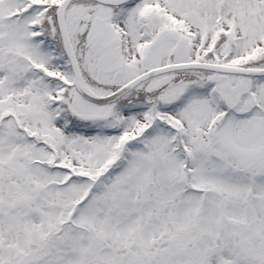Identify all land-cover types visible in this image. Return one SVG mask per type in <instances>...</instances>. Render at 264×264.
<instances>
[{
  "label": "rangeland",
  "instance_id": "374dc122",
  "mask_svg": "<svg viewBox=\"0 0 264 264\" xmlns=\"http://www.w3.org/2000/svg\"><path fill=\"white\" fill-rule=\"evenodd\" d=\"M53 1L57 5L53 11L54 18L52 17L49 20L44 16V20L46 19L44 31L63 49L65 55L56 20L59 6L63 0ZM236 1L196 0L193 3L189 0H130L126 4L129 6L128 9L121 10V12L127 11L122 13L121 19L118 16L111 19L112 26H100L99 19L107 20L108 15L105 16V12L102 10H93V13L97 15L96 18L99 19L94 23V27L88 36L86 32L89 29V23L92 17L95 16L94 14L91 15L92 7L81 2V0H74L68 8L65 18L72 47L78 58L82 86L96 97H108L136 80L139 73L145 74L148 71L168 66L197 63L218 64L217 62L220 61H222L223 67L227 69L237 68L242 70L241 66L245 63V59H255V62L264 59V45L260 43L259 47L261 48L257 50L258 44L255 42L257 37L255 36L250 40L249 37L244 36L249 34L246 31L255 21L264 20V10L257 18L254 17L251 11L243 21L245 22L242 24L243 28H233V26H237L233 25L235 24L233 23L234 19L237 23L238 17L235 15L233 22L229 23L223 16L232 11L236 12L238 2ZM256 1L260 2L261 0H250L246 3L253 4ZM21 7L18 0H0V58L3 62L6 61L5 63L8 65V68L0 66V75L6 73V81L8 80L5 83L7 85L0 86V118L14 114L16 120L21 121L30 133L36 131V123L39 122L41 129L44 130L39 133L53 143H59L57 145L60 149L58 163L65 161L68 166L79 174L95 175L98 178V173L103 171L102 168L105 167L104 163L108 158L106 148L113 145L120 135L124 133L132 134L136 131L143 120V115L140 112L123 113L122 111H114L111 106L118 102L131 101L133 98H137L136 93H141V96L137 99L138 103L140 100L141 102L155 100L157 103L160 100L158 97L162 95L159 93L166 90V95L163 94L162 101L163 103L174 102V110L161 112L160 116L184 132L185 136L182 135L181 141L190 150V152H187L189 156H183L186 161L190 159L192 169L190 180L188 184H185L182 183L185 178L182 174L183 162L178 152L173 151L174 146L170 137L163 136L159 132L149 145V158L159 160V164L157 165V172L155 171L154 185L156 189H152L146 194L152 197V200L162 204L161 207L166 210L163 215L159 213L162 210L161 208L159 210V206L153 208L151 214H149L147 207L133 211L136 202L141 199L139 190L149 189L146 188L149 184L145 185L144 182L148 168L140 162L139 158L127 167V170H123L117 175L119 181L116 186L113 185L110 188L114 190L115 194L112 193L114 196L105 197V207L100 209L85 208L81 211L80 217L75 223L80 226L81 223L85 222V226L92 230L93 240L100 241V249L104 246L111 248L113 244L115 247L117 246V249H121L120 253L114 249L111 254L102 257L103 261L94 262L98 264H251V261L246 263L232 261L231 257L227 256V253H233L232 250H226L220 257L218 250L216 251L213 246L208 249L193 248V252L189 250L187 253L182 252L180 256L172 257L169 250L166 251L161 245L152 244L150 248L153 249H149L145 245L151 238V232L148 231L152 230L151 228H145V225H148L151 221L162 224L160 231L155 233L157 238L164 235L163 230L168 226H172L171 229L177 228L182 232L192 234L191 237L203 234L207 237L209 233L219 230L218 211L227 212L225 221L241 228L237 237L231 236V228L220 235L225 242V246L236 247L238 244L248 253L260 251V249L264 252V238H261V236L264 237V74L254 75L256 82H253L249 78L239 76L218 78L214 75V72L203 69L182 70L205 73H202L200 78V81H203L204 84L212 81L218 82L216 95L206 97L199 96L195 88L189 86L190 84H174L173 74L182 71H169L138 85L135 89L111 103V106H96L82 99L76 91L74 86L75 74L71 62H68L69 66H66L65 63L62 64L63 62L59 59L52 62L49 54L41 48L40 43L31 39L32 31L29 25L32 22L35 23V21L22 19L18 22L19 16L16 15L21 11ZM190 7L195 9L193 17L186 14ZM162 13L168 14L169 19L165 25L170 29L172 28V20L175 19L178 25H173V27L178 28L184 35H186V31H189V35L186 37L182 34L181 43L174 44L180 47L175 52L171 63H168L167 58L170 47L168 45L164 46V40H170L171 33L162 34L159 20L156 18V16L160 17ZM215 19L224 29L221 40H229L230 45L236 41L235 47L232 46L231 49L235 50L237 58L230 57L228 59V46L222 45L220 49H215L214 44L218 30L213 26ZM202 20L207 22V26ZM107 22L109 23L108 20ZM143 22H146L152 33L159 36L155 49H146L143 52L144 57L139 51V48L144 47L143 44H145L140 31V24ZM260 25L263 27V21L260 22ZM99 30L106 34L105 41L109 43L118 34V38L124 39V49L119 48L121 44H113L110 47H105V49H93L90 43ZM235 31L236 34H234ZM183 41L184 43L193 44V50L190 51V49L184 48ZM11 55H16L17 58L8 62L7 59H10ZM225 61L230 62V64H225ZM33 64L40 67L46 75H50L52 78H55V75L66 82L65 94L60 91L54 96L57 98L63 96L64 99H61V101L65 104L68 113L75 119L82 120L86 125H92L93 128L103 123L102 129L110 128L109 130L113 132L119 130L120 133L115 137H112L111 134H109L111 137L109 135L103 136L106 134L105 132L100 136L93 133L82 136L79 133H67L63 128H59L55 123L54 110L49 106L46 96L42 98L36 90L37 80L32 77ZM64 66H66L65 69ZM257 66L261 67H250L247 70L253 73L264 71V66ZM2 81L5 82V80H1L0 76V84H2ZM9 88L12 90H8ZM32 89L33 91H31ZM50 92L52 95L54 90ZM7 93L13 95L11 101L8 100L9 94ZM222 106L233 111V116L227 115ZM4 111L7 113H3ZM249 114L251 116L247 117ZM8 122V119H4L2 121L3 127H7ZM12 126H16V122ZM213 130H217L216 133ZM48 132L50 133L47 135ZM212 137H216L218 140L213 149L216 159L220 162L213 161L207 167L198 154L205 153V150L209 147L208 139H212ZM2 138L4 137L0 135V139ZM16 142L21 143V141ZM25 148V145L18 146L14 144L9 148L0 147V167L3 168L4 173L13 172L17 163L24 167L30 165L28 159L14 155L16 150L20 155H23ZM163 152L170 154L157 155V153ZM35 156L41 158L39 153ZM9 163H12V166H8ZM38 168L32 167L27 170L20 168L24 178L21 181L23 185L26 184V178L29 177L33 178L38 186L55 181H57L55 183L61 184L66 179V177L64 179V176H54V173L51 174L44 170L45 175H49L46 177ZM224 171H228L229 178L223 176ZM4 173H0L2 181H0V203L4 205V210H7L6 208L10 204L9 195L16 189L15 186L18 183L13 179L14 176L9 177ZM180 176V179H176ZM174 179L176 181L173 182V184L175 183L173 186L170 182ZM10 180L14 181L13 184ZM191 182L189 189L197 191L196 195L191 196L189 202H184V200L176 202L175 196L180 191H185ZM55 183H53L52 188L54 189L51 191L41 190L42 195L36 198V204L33 206L43 214L44 223L36 218L37 216H33L31 212L33 208L27 211L21 209L20 206L11 210L8 208L7 218L9 216L11 222L14 221L15 226L20 227L22 221L28 217L29 229H32V225L38 222L37 225L43 227L40 232H44L48 228L47 221H56L63 214L60 211L63 203L72 199L75 191V188H69L70 190L66 195L67 190H62ZM76 187L81 191L84 189V186L76 185ZM199 191H202L203 194H199ZM28 192L32 196L34 195L32 191ZM50 202L54 203L50 206ZM57 205L61 207L58 208ZM1 213L2 211H0V215ZM201 213L205 217L195 219L200 220L197 228L201 231H198L197 228L194 229V225L192 226L193 223L191 222V225H189L188 221H190L189 217H196ZM107 216L112 218L114 216L115 219L119 218L124 223L123 226L119 225L117 230L102 226ZM8 219L4 220L9 223ZM243 222L245 225H242ZM142 223L143 225L140 226ZM142 227L146 229L144 230L145 233L139 235L141 231L139 229ZM37 237L38 234L36 233L30 241L28 238L26 241L24 237L18 238V243L15 241L17 250L29 255L31 252L27 251L31 247L36 252ZM49 240L50 238L41 241L39 246L47 244ZM206 250L210 251L207 256L208 259L219 260L215 263L202 261L200 257L205 255ZM5 251L7 253H0V261H3L4 264L15 261L10 257V255H13L9 253L8 249H5ZM46 263L80 264L82 262L46 261Z\"/></svg>",
  "mask_w": 264,
  "mask_h": 264
},
{
  "label": "trees",
  "instance_id": "16d2710c",
  "mask_svg": "<svg viewBox=\"0 0 264 264\" xmlns=\"http://www.w3.org/2000/svg\"><path fill=\"white\" fill-rule=\"evenodd\" d=\"M190 2L196 1V0H189ZM218 2H222L224 0H216ZM238 1V2H237ZM236 4V12L232 11L229 13L224 14V18L226 19L227 22L232 23L233 22V17L236 15L238 17L237 23L234 19L235 24L237 26H233V28L236 27H242V24L245 22L244 19L251 13L254 15V17H258L259 14H262L264 10V0H261L260 2L256 1L247 4L246 1L250 0H237ZM18 2L21 3V11L16 15L19 16L18 21H21L22 19L24 20H33L35 22H38L40 24L34 23L35 27H32L34 29H37L38 33V38H41L40 34V27L41 24L45 22L46 19L54 18V9L57 6L56 3H54L53 0H18ZM81 2H84L88 5H91L92 11L91 15L93 16V10L100 9L103 12L108 10V7H102L92 1L89 0H81ZM8 3V1H7ZM4 4H6L4 2ZM119 8H111L110 13H105V16H107V19H112L113 16L115 15V12L118 11ZM261 9V11H260ZM186 14H188L190 17H193L195 14V9L194 7H190L187 11ZM95 15V14H94ZM231 15V17H229ZM15 16V17H16ZM44 16H46V19L44 20ZM97 15L93 16L92 20L89 23V29L86 32V35H90V31L93 28V25L96 21H98L99 18H96ZM100 17V16H99ZM229 17V18H228ZM18 18V17H17ZM43 18V20H42ZM156 18L159 20V27L163 31L162 34H167L171 33V37H169L170 40H164L165 44L164 46L168 45L170 47V50L168 52L167 58H168V63L172 62V59L174 58L175 52L178 51L180 46H175L174 44L176 43H181L180 38L182 34V31L180 32L178 28L173 27L178 25L177 20L173 19L172 20V28L170 29L165 25L167 20L169 19L168 14L162 13L160 17L156 16ZM231 18V19H230ZM106 20V19H105ZM207 20V19H206ZM232 20V21H231ZM204 24L207 26V22L202 20ZM263 21V27L260 25V22ZM221 22V20H220ZM218 22V20H214L213 26L217 30V37L215 40L214 47L215 49H220L222 45L228 46L229 49V55L228 59L231 58H237L235 50L231 49L232 46L235 47L236 41L233 42L230 45L229 40H221L222 39V34L224 29L222 28V25ZM264 20L260 21H255L252 26L248 28L246 31L249 32L248 35H244L246 37L251 38L257 37L255 42L258 44L257 50L259 47V44L262 43L264 45ZM140 31L142 34V38L145 44L144 47L139 48L140 53L144 55V51L155 49V46L158 44L159 36L155 33H152V30L149 28L148 25H146V22H143L140 24ZM189 31H186L184 35L185 37L188 36ZM236 34V31L234 32ZM252 34V35H251ZM47 36V50L51 54L55 56L56 59L61 60L63 63L66 64V66H69L68 61L64 55L63 49L58 46L57 43L54 42V40L51 38L50 35ZM161 38V37H160ZM246 40V38H244ZM124 39L122 40L121 47L124 46ZM193 44L191 43H184L183 41V47L190 49V51L193 50ZM144 48V49H143ZM198 56V55H197ZM201 58V56H200ZM199 58V59H200ZM8 60V59H7ZM124 60V58L122 59ZM198 60V59H197ZM201 60V59H200ZM245 63L242 65V68H250V67H261L257 65H262L264 66V59L259 60L255 62V59H245ZM202 61V60H201ZM6 62V61H5ZM2 61L0 58V66L7 67L8 65ZM9 62V60H8ZM225 64H230V62L225 61ZM218 64H221L222 61L217 62ZM64 66V69L65 67ZM10 69V67H9ZM201 71H182V72H176L173 74V83L174 84H192L195 90L199 94H206L209 92L212 87H216L218 85V82L212 81L205 83L203 81H200V78L202 77ZM205 74V73H203ZM218 78H225L228 76H224L221 74H214ZM1 76V75H0ZM199 77V78H196ZM230 77V76H229ZM228 77V78H229ZM7 79V74L1 76L2 81L0 86H5L6 82H8ZM205 79V78H204ZM50 83L47 86L50 88L53 85L58 87L59 92L62 91L63 94L66 92V82H64L62 79H49ZM202 80V79H201ZM253 82H256L254 79L251 80ZM198 87V89H196ZM11 88V87H10ZM8 90H12V89ZM166 90H162L159 94H162L158 98L160 100L156 101L155 100H146L144 102H140L142 104H139L137 102L138 97L141 96V93H136L137 98H133L131 101H125V102H118L114 106H111L114 108V111H119L123 113H129V112H140L143 115V120L140 125H138V128L136 131H134L132 134H127L124 133L123 135H120L117 138V141L111 145L110 147L106 148V152L108 155L107 161L104 163V166L102 168L103 171L98 173V178L94 175H82L76 172L72 167L68 166L65 161L62 163H58L57 160L60 158L58 153L60 152V149L57 147L59 144L58 142L53 143L50 139L47 137L44 138L42 134L39 132L44 131L41 129V125L39 122L36 123L37 129L35 128V132L30 133V131L27 130V127L21 122L16 120L14 114H10L7 116H4L0 118V135H2L4 138L0 139V147H10L11 145H25V151L23 155H20L18 151L16 150L14 153L15 156H20L22 158H25L26 160H29V166L24 167L20 166L18 163L15 166V169L13 172H6L4 173L3 168L0 167V173L1 174H6L7 176L11 177L14 176L13 179L16 180L18 183L13 190V192L9 195L10 196V204L7 206V210H4V205L0 203V211H2L0 215V253L4 254L5 249H8L9 253L12 254L13 256L10 255L11 258H13L15 261L11 262L10 264H47L46 261H80L82 263L80 264H89L94 261H103L102 257L104 255H109L111 254L112 250H116L120 253L121 249H117V246L113 244L111 248L109 247H102L101 249L99 248L100 241H94L92 237V230L89 229L88 227L85 226V222L81 223L80 226L76 225L75 221L78 220L80 217V213L82 210L85 208H103L106 206V201L105 197L106 196H114V190L110 189L114 186H116L118 180L119 173H121L123 170H127V167L131 166L134 161H136L137 158H139L140 162L145 164L148 168L147 176L145 185H148L146 188L147 189H140L139 193L141 196V199H138L136 202V205L134 207V212L138 210L139 208H144L147 207L149 210V214L152 213V209L155 208L156 206H159L162 209L159 211L160 214H164L166 211L164 207H161L162 204H159L158 201L152 200V197L147 196L146 193H148L152 189H156V186L154 185V181L156 179L155 177V171L157 172L158 169V164L159 160H151L149 158V145H151V141L155 137V135L163 134V136H169L172 145L174 146L173 151L176 153L178 152L180 159L182 160V174L185 176L183 179L182 183L188 184V181L190 180L191 177V162L190 159L186 161V159L183 156H189L187 152H190V150L185 146V144L181 141V138L184 135V132L180 131L178 128L170 124L168 121L164 120L162 116H160V113H164L167 110H174V102H164L162 101L163 94H165ZM138 92V91H134ZM133 92V93H134ZM9 94L8 100H12L13 95L11 93ZM166 95V94H165ZM8 96V95H7ZM161 97V98H160ZM52 99V106L56 110V119L60 124H63L64 127L69 130V131H80L83 133H93L97 136L102 135L103 132L106 134L103 136H107L111 134L112 137H115V135L119 134V130H115L114 132L112 130H109L110 128L102 129L103 123L101 125H97L96 128H93L92 125L84 123L82 120L75 119L68 111L66 110V106L61 101V99H64L62 97H51ZM172 103V104H170ZM176 104V103H175ZM167 105V106H166ZM118 109V110H117ZM170 112V111H167ZM3 113H7L4 111ZM161 113V114H162ZM4 119H8V125L7 127H3L2 121ZM16 122V126H12L13 123ZM35 124V123H34ZM216 131V130H213ZM50 132L47 133V135ZM46 135V136H47ZM94 135V136H95ZM183 135V136H182ZM110 136V135H109ZM110 136V137H111ZM207 137V136H206ZM84 138V137H83ZM208 138V137H207ZM208 149L205 150V153H199L198 155L202 157V159L205 162V165L208 167L211 165L213 161H218L220 160L216 159L215 151L213 149L214 145L217 143V138L212 137V139H208ZM16 141H21V143H17ZM39 153V156L41 158H37L35 155ZM168 155L166 153H157V155ZM169 158V157H168ZM41 159V160H40ZM158 159V158H157ZM177 159V158H176ZM8 166H12V163H9ZM32 167H41L39 170L44 173L43 171H48L49 173L53 174L54 176H64L65 181L63 183H55L56 186L60 187L62 190H67L66 195L68 194V191L70 190L69 188H75V191L73 193V197L70 200H67L63 203L62 210L60 211L63 213L60 215L59 218H57L56 221H47L48 228L44 232H40L43 227H39L37 225V221L35 220L34 225H32V229H29L28 226V217L24 219L20 225V227L17 225L15 226V222L12 221L8 215V208L14 209L17 207H21V209H25L27 211L31 210L33 206L36 204V198L40 197L42 195V191L48 190L51 191L53 183H49L43 186H38L36 181L33 178H26V184H22V179H24L22 176V172L20 171V168H25L26 170L28 168ZM17 169V170H16ZM11 171V170H10ZM44 176L48 177L49 175ZM117 176V177H116ZM28 177V176H27ZM115 178V179H114ZM180 177L176 179H180ZM176 179L171 180V185L174 186L173 182L176 181ZM12 180V179H11ZM10 182L13 184L14 181ZM1 181V178H0ZM2 182V181H1ZM192 182L188 185V188L183 191L179 192L176 197V202H181L184 200V202H189L191 201V196L196 195L197 191L189 189L190 185ZM76 185L84 186L83 191L79 190ZM74 186V187H73ZM139 188V187H138ZM159 189V188H158ZM42 190V191H41ZM28 191L33 192V196L29 194ZM41 191V192H40ZM61 191V190H60ZM114 193V194H112ZM199 194H203L202 191H199ZM54 202H50L53 204ZM58 208H60V205H57ZM36 207L33 208L31 211L33 216H37L42 223H44L43 219V214L40 211H37L35 209ZM164 210V211H163ZM171 210V209H170ZM7 214V215H6ZM101 214V213H100ZM159 216V215H158ZM157 216V217H158ZM202 217H205L203 213H201L198 216H192L189 217L188 224L191 225V222L193 223L192 226L194 225V229L198 227L200 224V220H195L199 219ZM8 219V222L4 219ZM64 219V220H63ZM151 220V219H150ZM149 220V221H150ZM148 221V222H149ZM122 220L119 218L115 219L114 216L113 218L110 216H107V219L105 220V223L102 226H106L107 229H113L117 230L118 226L121 225L123 226ZM140 224V226H142ZM174 225V224H173ZM139 226V227H140ZM162 224L155 223L154 221H151L148 223V225H145V228H151L152 230L148 231L151 234L150 241L145 244L149 249L152 244L155 245H161L163 246L166 251L169 250L170 254L172 257H177V255L182 254V252H186V248L188 246L194 245L196 246V241L201 240L197 239V237H191L192 234L186 233L185 231L182 232L181 230H178L177 228H172V226H168L163 230L164 235H162L160 238H157L155 233L160 231ZM19 228V230H18ZM70 228V229H69ZM190 228V227H189ZM188 228V229H189ZM69 229V231H67ZM174 229H176L174 231ZM198 229V228H197ZM196 229V230H197ZM141 230V231H140ZM146 229L143 227L139 229L140 234L145 233ZM38 231V232H37ZM187 231V230H186ZM38 234V242L36 243L35 247L37 248L36 252H34L33 248L31 247L28 248L27 252H31L29 255L20 252L17 250L18 248L16 247L15 241L18 243V238L24 237L25 241L28 238L29 241L34 238L35 234ZM183 233V234H182ZM34 234V236H33ZM185 236V238L180 239L179 237ZM54 236V237H53ZM53 237V238H51ZM176 237H178V240H174ZM191 237V239H189ZM15 238V240H14ZM50 240L47 242V244L39 246L41 241H46L47 239ZM144 243V242H143ZM26 244V242H25ZM33 244V242H32ZM132 244H134L132 242ZM135 245V244H134ZM34 247V246H33ZM153 247V246H152ZM224 247V246H221ZM145 249V248H144ZM107 252V253H106ZM7 253V252H6ZM112 259L114 257L111 256ZM40 261V262H38ZM4 264V262H3ZM93 264H98L97 262H94Z\"/></svg>",
  "mask_w": 264,
  "mask_h": 264
},
{
  "label": "water",
  "instance_id": "95a60500",
  "mask_svg": "<svg viewBox=\"0 0 264 264\" xmlns=\"http://www.w3.org/2000/svg\"><path fill=\"white\" fill-rule=\"evenodd\" d=\"M73 0H64L63 3L60 5L57 13V23L59 26V30L62 37L63 46L66 52L67 57L69 58L72 68L74 70L75 74V88L77 92L87 101L104 106L109 105L115 101H117L120 97L124 96L128 92L135 89L138 85L142 84L143 82L152 79L153 77L157 75H162L165 73H168L169 71H177V70H187V69H203L208 70L212 72L222 73V74H230V75H243V76H254L259 74H264V71H242L237 69H227L215 65H209V64H184L179 66H169L166 68H160L157 70L149 71L141 76H139L136 80L132 81L131 83L124 86L122 89H120L118 92L114 93L113 95H110L108 97H96L92 94H90L88 91L84 89L81 83V74L79 69L78 60L76 57V54L73 50L71 40L68 35L67 27H66V10L69 6V4ZM99 4L105 5V6H121L125 3H127L130 0H93ZM105 35L102 32H98L96 36L92 38V41L90 45L93 49H104L107 44H104ZM112 44H118V38L117 36L114 37V39L111 41Z\"/></svg>",
  "mask_w": 264,
  "mask_h": 264
}]
</instances>
